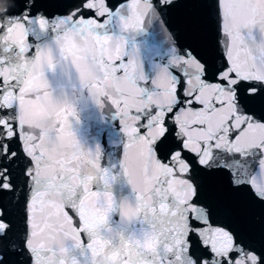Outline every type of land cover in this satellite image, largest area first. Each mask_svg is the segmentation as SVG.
Wrapping results in <instances>:
<instances>
[{"label": "snow or ice", "instance_id": "6c2138e0", "mask_svg": "<svg viewBox=\"0 0 264 264\" xmlns=\"http://www.w3.org/2000/svg\"><path fill=\"white\" fill-rule=\"evenodd\" d=\"M0 264H264V0H11Z\"/></svg>", "mask_w": 264, "mask_h": 264}, {"label": "water", "instance_id": "95a60500", "mask_svg": "<svg viewBox=\"0 0 264 264\" xmlns=\"http://www.w3.org/2000/svg\"><path fill=\"white\" fill-rule=\"evenodd\" d=\"M10 4H11V0H2V2H0V13L4 12L6 7L10 6ZM30 109L33 110L32 114H35V115H39L42 112V109H40L39 106L36 105L35 103L30 106Z\"/></svg>", "mask_w": 264, "mask_h": 264}, {"label": "clouds", "instance_id": "9594fccd", "mask_svg": "<svg viewBox=\"0 0 264 264\" xmlns=\"http://www.w3.org/2000/svg\"><path fill=\"white\" fill-rule=\"evenodd\" d=\"M43 86H46V83ZM171 187H175V183H173V185H171Z\"/></svg>", "mask_w": 264, "mask_h": 264}]
</instances>
